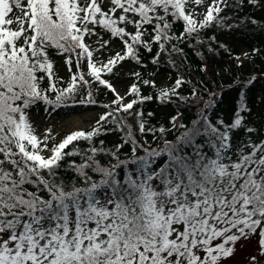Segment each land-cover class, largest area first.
Returning <instances> with one entry per match:
<instances>
[{"label":"snow or ice","instance_id":"snow-or-ice-1","mask_svg":"<svg viewBox=\"0 0 264 264\" xmlns=\"http://www.w3.org/2000/svg\"><path fill=\"white\" fill-rule=\"evenodd\" d=\"M192 3L199 6L203 0H26V5L0 0V264H220L241 238L253 235L264 257V141L249 137L234 145L232 138L241 127L246 134L257 131L243 123L241 113L250 111L245 92L240 91L231 124L210 120L208 113L222 98L211 93L191 126L177 123L178 112L171 128H149L154 136L159 131L163 141L162 148L153 149L135 139L129 123L135 117L144 134L143 111L132 110L152 97L141 96L133 84L129 94L136 98L125 103L127 97L102 78L127 59L141 64L140 49L151 52L153 43L157 55L152 63L159 66L161 53L183 55L181 43L214 41L203 31L223 27L228 18L220 13L242 6L243 0H213L202 20L189 9ZM176 22L184 25L180 36L173 31ZM97 28L120 39L124 54L106 63L94 60V53L110 43L95 50L85 43ZM54 54H67L69 71L75 57L77 72L66 87L58 86ZM85 62L91 80L81 70ZM183 82L178 78L172 89L160 90L159 99L187 102L177 91ZM97 84L115 94L110 104L100 105L107 111L91 130H76L49 148L51 129L38 137L30 110L38 104L52 110L68 103L97 105ZM143 84L155 86L149 80ZM173 130L183 131L170 141L166 133ZM112 131L121 133L123 143L113 150L100 141L97 148L94 138ZM75 141L89 147L82 149ZM124 144L131 156L121 159ZM100 155L115 162L105 165ZM74 156L81 158L79 164L63 163ZM62 171H72L75 182L61 177Z\"/></svg>","mask_w":264,"mask_h":264},{"label":"trees","instance_id":"trees-1","mask_svg":"<svg viewBox=\"0 0 264 264\" xmlns=\"http://www.w3.org/2000/svg\"><path fill=\"white\" fill-rule=\"evenodd\" d=\"M232 2L233 0H229L230 4ZM188 7L191 9V4ZM220 16L228 18L225 20L223 27L213 26L203 31L205 38L214 36V41L205 39L203 43L197 44L193 40L191 46L189 43H181L179 47L183 49V55L173 53L169 57L168 53H161L159 66L152 63L153 58L157 55V45L153 43L151 52L143 48L140 49V60L143 66L127 59L115 66L114 74L106 75L102 73V78L112 84L116 71L124 66L127 71L125 79L127 82L125 87L126 99L136 98L129 94L133 84H136L140 89L141 96L152 97L150 100H145L143 104L134 105L132 110L133 112L143 111V119L147 121L143 135L139 133L135 117H129V123L135 132V139L144 144L145 147L149 145L153 149L163 147L159 131H156L154 136L148 129L171 128L170 119L176 116L178 112L181 115L177 123L183 122L185 125L191 126V122L198 117V113L204 110L203 105L209 100L211 93H218L222 98L216 107L208 113L210 120L212 123H216L218 119H222L225 124H231L239 106L241 90L246 94L245 102L250 109L249 112L241 113L246 117L243 123L254 127L257 131L246 134L244 127L233 130V144L238 145L240 142H247L249 137L256 143L264 141V0H258L256 5L249 3V0H243L242 6L227 7L220 13ZM252 20L257 23H252ZM229 26L231 27L229 28ZM128 31L133 32L134 29L128 26ZM173 31L176 36H180L184 31L183 22L174 23ZM96 32L97 35L92 37L103 40V42L110 41V43L95 54V60L103 61L105 59L103 56L106 53L110 56L118 52L124 54L125 46L120 39L110 38V34L100 28H97ZM220 45H226L227 47L223 48ZM209 48L212 50L209 51ZM242 52L247 55L245 60H240ZM63 55L67 54H54L51 56L54 61V72L56 76L61 78L59 87H66L67 82L70 80V78L63 77L58 72L56 59L63 57ZM169 60L174 61V65ZM135 73H140L139 79L134 75ZM84 74L87 79L91 80L87 73ZM252 77H255V80L251 85L245 87ZM178 78H182L184 82L177 91L180 96L186 98L187 102L175 97H173L175 103L162 102L158 97V93L160 90L172 89ZM143 80L154 81L155 86L151 84L146 86L143 84ZM43 87H48L47 80L44 81ZM94 87H99V93L94 92L98 104L89 106L98 108L102 104H110L115 99V94L107 87L98 84ZM193 89L196 90L195 96L191 95ZM83 108L84 104L68 103L64 107L52 110L50 107L38 104L30 110L29 118L32 123L31 117L36 111L40 113L55 111L65 114L76 113ZM149 113L153 115L149 116ZM98 120L82 130H91ZM109 127L112 126L105 125V128ZM180 131L167 132L166 139L174 141L180 135ZM100 141H104V148L113 150H115L116 145L123 143L119 131H112L106 135L95 137L93 143L97 148L100 147ZM59 143L57 142V144ZM73 143L78 144L82 149L89 147L87 142L84 141ZM72 147V145H69V148L65 151H69ZM140 154L143 155V152ZM129 156H131L130 146L124 144L120 148V158L126 159ZM98 159L105 165L109 162H115L111 157L104 155L98 156ZM69 160H74L79 164L81 158L79 156L68 157L63 163L67 164ZM60 175L65 180L75 182V174L72 171L66 173L62 171Z\"/></svg>","mask_w":264,"mask_h":264},{"label":"rangeland","instance_id":"rangeland-1","mask_svg":"<svg viewBox=\"0 0 264 264\" xmlns=\"http://www.w3.org/2000/svg\"><path fill=\"white\" fill-rule=\"evenodd\" d=\"M22 2L26 5V0H22ZM213 0H203V3L197 6L195 3L191 4V10H193L196 14L197 19L202 20L203 15L206 14L207 8L212 6ZM107 10V8H105ZM19 15V11L16 12ZM85 43L91 46L92 50L97 49L102 43L103 40L94 37H85ZM79 51V50H78ZM94 53V60L95 54ZM116 53L112 56L104 55L105 58L102 62H107V60L111 57H114ZM240 60H245L247 55L245 52L240 54ZM67 55H63V57H58L56 59L58 63V72L61 76L66 78H71L72 74L77 72L75 57H73V63L71 65V71H69V66L66 64ZM97 61V60H96ZM84 73H88L90 70L86 67V62L81 69ZM126 75L127 71L125 67L122 66L116 71V74L113 77L112 85L120 96H126ZM114 94V93H113ZM126 103V100L124 101ZM107 110L103 107L93 108L89 105H84V108L76 113H40L38 111L32 114V126L35 129L36 135L38 137L43 138L47 133V129H51V137L49 140V148L52 147L53 143L57 144V142H61L67 135L71 134L76 130H82L88 125L94 123L95 120H98L100 115L106 112ZM42 147V145H41ZM44 155H50V152L45 151ZM261 247L258 243V236L253 235L248 239L241 238L234 245V252L227 258H222L220 264H254L252 261V257H256L259 260L264 261V257H261Z\"/></svg>","mask_w":264,"mask_h":264}]
</instances>
